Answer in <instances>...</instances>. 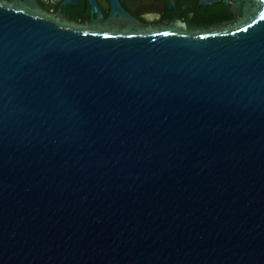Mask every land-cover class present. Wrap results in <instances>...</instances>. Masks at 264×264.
Instances as JSON below:
<instances>
[{
	"label": "water",
	"instance_id": "obj_1",
	"mask_svg": "<svg viewBox=\"0 0 264 264\" xmlns=\"http://www.w3.org/2000/svg\"><path fill=\"white\" fill-rule=\"evenodd\" d=\"M110 1H0V264H264V0H199L211 27Z\"/></svg>",
	"mask_w": 264,
	"mask_h": 264
},
{
	"label": "flooded vegetation",
	"instance_id": "obj_2",
	"mask_svg": "<svg viewBox=\"0 0 264 264\" xmlns=\"http://www.w3.org/2000/svg\"><path fill=\"white\" fill-rule=\"evenodd\" d=\"M64 1L51 0L52 5L49 6L47 0H38L42 8L49 13L63 15L68 20L80 25H89L97 20L98 11L94 9L90 0H78L75 5L63 4ZM118 3L124 11L145 26L171 25L181 20L190 25L211 27L226 24L235 19L234 14L226 4H224L226 9L220 8V15L217 14L215 6L220 7L223 2L207 6H203L199 0H118ZM96 4L104 15L105 21L102 25H105L112 12V3L110 0H96ZM227 8L233 17L222 22H216L215 20H218L216 18L228 16ZM118 21L115 27H125L124 20Z\"/></svg>",
	"mask_w": 264,
	"mask_h": 264
},
{
	"label": "trees",
	"instance_id": "obj_3",
	"mask_svg": "<svg viewBox=\"0 0 264 264\" xmlns=\"http://www.w3.org/2000/svg\"><path fill=\"white\" fill-rule=\"evenodd\" d=\"M216 7V9H217V11L216 12H218L217 14L218 15H220V11H221V9L220 8H225V5H224V3H222V4H220V7H218V6H215ZM226 9V8H225ZM227 12H228V16H221V17H219V18H216V19H218V20H215L216 22H222V21H224V20H228V19H231L232 17H233V15H232V13L228 10V8H227Z\"/></svg>",
	"mask_w": 264,
	"mask_h": 264
},
{
	"label": "rangeland",
	"instance_id": "obj_4",
	"mask_svg": "<svg viewBox=\"0 0 264 264\" xmlns=\"http://www.w3.org/2000/svg\"><path fill=\"white\" fill-rule=\"evenodd\" d=\"M47 3H48V5H49V6H51V5H52V2H51V0H47Z\"/></svg>",
	"mask_w": 264,
	"mask_h": 264
}]
</instances>
